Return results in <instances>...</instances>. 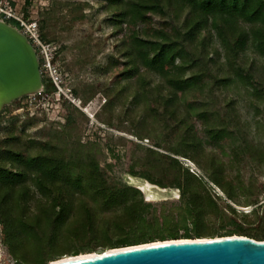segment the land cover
<instances>
[{
	"label": "trees",
	"instance_id": "1",
	"mask_svg": "<svg viewBox=\"0 0 264 264\" xmlns=\"http://www.w3.org/2000/svg\"><path fill=\"white\" fill-rule=\"evenodd\" d=\"M104 1L111 8L112 23L120 29L122 25L133 28L128 39L120 40L117 50L127 60L122 76L137 77L152 109L160 110L165 126H172L171 132L178 130L176 147L166 148L169 153L164 159L169 163L165 171L161 169L156 178L141 176L160 187L177 188L178 203H160L154 219L153 204L145 202L136 188L114 182L101 168L95 144L78 141L66 153L63 139L37 143L9 130L0 137V229L14 264H49L63 257L165 240L235 235L264 241V203L259 204L256 198L245 204L254 206L247 213L227 204L241 205L240 193L257 190L255 183V188H246V183H252L244 181L240 169L248 158L264 164V146L251 143L246 126L237 118H228L220 127L210 123L208 112H198L207 140L214 144L234 140L233 169L227 168L215 153L205 151L188 113L177 103L178 92L201 90L200 85L209 78L217 90L243 86L258 109L257 102L264 98V67L256 73L253 63L246 65L243 60L250 48L264 57V0ZM151 12L164 24L142 36L137 27L149 22ZM192 38L196 39L194 48ZM193 68L197 71L188 75ZM150 73L162 77L151 88ZM42 85L43 93L55 91L49 78L42 76ZM171 154L192 162L202 176L190 173ZM259 191H264V185ZM227 217L238 230L219 234L220 229H204L207 222L209 228L215 227L210 218L222 224ZM237 217H253L258 226L243 228Z\"/></svg>",
	"mask_w": 264,
	"mask_h": 264
},
{
	"label": "rangeland",
	"instance_id": "2",
	"mask_svg": "<svg viewBox=\"0 0 264 264\" xmlns=\"http://www.w3.org/2000/svg\"><path fill=\"white\" fill-rule=\"evenodd\" d=\"M9 1L25 15L34 17L43 40L55 49L52 65L58 79L50 75L37 56L41 78H49L55 91L46 94L42 89L36 95L17 99L4 107L0 112V137L12 130L22 139H32L37 143L63 139L67 144L64 149L66 153H70L78 141L80 144H95V157L114 182L134 188L143 181L149 182L141 174L156 178L161 169L168 166L169 161L164 159V155L169 153L166 148L176 147L178 130L171 132L173 127L165 126L160 110L152 109L148 94L138 84L137 77L126 79L122 76L127 60L117 50L120 40L128 39L133 28L122 25L120 29L112 23L111 8L104 0H29L28 6L25 0ZM148 18L147 24L137 27L142 36L149 35L153 28L164 24L156 12L149 13ZM8 24L14 26L9 21ZM216 43L219 46L218 41ZM195 44L196 39L192 38V48ZM243 61L246 65L253 63L251 65L256 73L264 67V57L251 48L244 54ZM196 71L193 68L188 75ZM140 73H143L142 67ZM148 77L150 88L162 79L151 73ZM53 79L57 80V84ZM200 87L201 90L178 92L179 108L188 113L194 133L204 143L205 151L215 153L227 168L233 169L231 148L234 140L225 139L218 144L207 140L197 113L205 110L210 115V123L220 127L227 124L228 118L235 117L246 126L251 143L264 146V98L257 102V111L252 103L256 100L241 85L234 84L217 90L211 87V80L206 78ZM228 102L231 103L230 108ZM63 135H66V139ZM156 143L160 144L159 148H156ZM148 150L156 153H149ZM171 156L190 173L202 176L189 160ZM240 172L245 182L252 183H249L251 186L246 183V188L251 189L255 183L257 190L253 194L246 191L240 193L238 198L241 205L230 201L227 204L238 212L247 213L254 206L245 204L256 198L259 204L264 203V191H259L260 186L264 185V164L248 158ZM165 188L169 192L163 198L147 200L142 194L145 202L154 205L151 210L154 219L158 217L160 203H178L179 190L175 187ZM212 188L225 199L216 187ZM237 218L243 228L255 229L258 226L253 217L247 220ZM210 219L215 227L209 228L207 222L204 224L205 230L220 229L219 234L238 230L231 218L227 217L222 224L219 220ZM2 238L0 229V264H14Z\"/></svg>",
	"mask_w": 264,
	"mask_h": 264
},
{
	"label": "water",
	"instance_id": "3",
	"mask_svg": "<svg viewBox=\"0 0 264 264\" xmlns=\"http://www.w3.org/2000/svg\"><path fill=\"white\" fill-rule=\"evenodd\" d=\"M43 89L34 48L15 27L0 21V112L11 102ZM144 198H163L169 189L147 181L136 185ZM49 264H264V241L243 236L177 239L108 249Z\"/></svg>",
	"mask_w": 264,
	"mask_h": 264
},
{
	"label": "built area",
	"instance_id": "4",
	"mask_svg": "<svg viewBox=\"0 0 264 264\" xmlns=\"http://www.w3.org/2000/svg\"><path fill=\"white\" fill-rule=\"evenodd\" d=\"M0 20L7 24L8 21L14 24L13 27L25 36L34 48L36 55L43 62V66L49 70L50 75L56 77V71L52 65L56 54L55 49L42 39L39 25L34 17L31 14L30 16L25 15L20 9L14 7L9 0H0ZM55 79L53 81L57 84Z\"/></svg>",
	"mask_w": 264,
	"mask_h": 264
},
{
	"label": "bare ground",
	"instance_id": "5",
	"mask_svg": "<svg viewBox=\"0 0 264 264\" xmlns=\"http://www.w3.org/2000/svg\"><path fill=\"white\" fill-rule=\"evenodd\" d=\"M1 21V20H0ZM3 22V21H2ZM148 197V199H151V198H153V196L152 195H148L147 196ZM82 256V255H81Z\"/></svg>",
	"mask_w": 264,
	"mask_h": 264
}]
</instances>
